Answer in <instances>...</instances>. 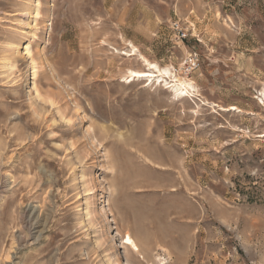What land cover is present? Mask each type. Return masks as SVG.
<instances>
[{"label": "rangeland", "instance_id": "374dc122", "mask_svg": "<svg viewBox=\"0 0 264 264\" xmlns=\"http://www.w3.org/2000/svg\"><path fill=\"white\" fill-rule=\"evenodd\" d=\"M263 87L264 0H0V264H264Z\"/></svg>", "mask_w": 264, "mask_h": 264}, {"label": "bare ground", "instance_id": "6f19581e", "mask_svg": "<svg viewBox=\"0 0 264 264\" xmlns=\"http://www.w3.org/2000/svg\"><path fill=\"white\" fill-rule=\"evenodd\" d=\"M122 55L125 56L124 53ZM126 56H129V57L137 56L140 62L143 64V66L146 67V70L144 71L128 70L127 72L128 75L127 77L124 78V80L127 81V84L130 82H133L134 79H137V80L145 79L146 82L149 81L151 83L152 82L154 83L163 82L164 86H166V89H169V92H171L170 94H172V97L176 99H180L181 97L184 98V96L185 97L188 96L190 98H193L194 96H198L196 93L197 91L195 89L196 86H194V83L192 81L185 80L183 78H178L177 75H174L171 72L170 68L168 67L163 68V69L159 68L156 64L151 63L148 60H146V58H144L141 54H139V52L135 48H132V50H130ZM259 95L264 98V87L260 90ZM209 105L211 108H217L221 112H238V113L240 112V110L234 106L222 108L219 105H216L214 103H210ZM32 226L33 224H31L30 227ZM123 245L127 248L129 252H131L134 255L136 254L138 255L140 253L138 246L134 243V241L131 239L129 235L125 236V241L123 242Z\"/></svg>", "mask_w": 264, "mask_h": 264}, {"label": "built area", "instance_id": "2783aa9c", "mask_svg": "<svg viewBox=\"0 0 264 264\" xmlns=\"http://www.w3.org/2000/svg\"><path fill=\"white\" fill-rule=\"evenodd\" d=\"M170 31L180 42H184L187 39L188 30L179 20H174L171 22ZM199 65V60L197 58L193 57L189 59L181 66L182 74L185 76L192 74L199 68Z\"/></svg>", "mask_w": 264, "mask_h": 264}]
</instances>
